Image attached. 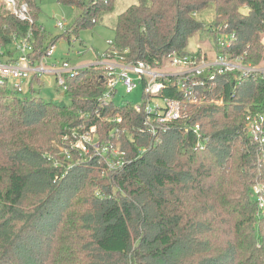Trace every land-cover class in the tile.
Listing matches in <instances>:
<instances>
[{"label":"trees","instance_id":"16d2710c","mask_svg":"<svg viewBox=\"0 0 264 264\" xmlns=\"http://www.w3.org/2000/svg\"><path fill=\"white\" fill-rule=\"evenodd\" d=\"M25 1L31 21L0 11V47L31 31L38 55L55 39L45 41L36 0ZM57 1L81 11L76 33L115 2ZM114 34L108 51L124 62L162 65L171 53L190 54L191 37L216 48L222 35L229 44L221 53L260 64L264 0H136ZM170 78L159 96L181 97ZM204 80L197 92L205 99L184 102V115L165 122L155 144L129 103L99 106L107 83L99 67L65 76L68 104L43 99L39 77L25 92L1 84L0 264H264V211L252 190L264 186V156L246 127L248 113L264 112V79L231 71ZM91 126L118 144L123 166L111 170L103 155L68 144L70 155L88 157L57 163L67 156L58 149L64 137Z\"/></svg>","mask_w":264,"mask_h":264},{"label":"built area","instance_id":"2783aa9c","mask_svg":"<svg viewBox=\"0 0 264 264\" xmlns=\"http://www.w3.org/2000/svg\"><path fill=\"white\" fill-rule=\"evenodd\" d=\"M8 12L20 20L31 21L29 6L25 0H0ZM57 26L64 27L62 22ZM42 30H44L41 27ZM32 32L29 31L25 37H14L11 44L0 47V85L7 84L10 78L16 80L12 86L23 91L22 81H27L28 85L32 78L41 77L42 74H51L55 76L56 82L63 89L65 88L64 78L66 75L73 76L79 69L85 66H96L105 71L106 88L97 98L100 107L113 101V96L117 87L121 85L127 92L136 89L142 85V96L144 100L140 104L131 105L133 109L142 114L144 125H148L152 134V144H155L161 137L160 132L165 122L177 119L184 115V102L197 103L203 101L205 96L199 97L197 89L205 85L204 78L208 80L215 79L218 75L235 71L238 78L253 76L264 79V62L260 64L244 63L241 56L229 57L219 51L220 48L228 46L229 40L218 36L216 48L211 46V54L207 51L196 54L191 52L187 55H177L171 53L168 55V61L165 64L151 65L142 60L134 62H124L112 57L108 50L104 53L96 54V59L92 64H71L69 60H64L60 64L49 62L55 49V44H48L39 49L40 54L35 55L33 44L31 42ZM111 44V42H110ZM218 47V50H217ZM174 78L173 85L181 91V97L159 96ZM160 98L163 103H154L152 98ZM217 104L222 103V99L211 100ZM150 117H155L150 120ZM120 121V118H117ZM246 127L251 140L258 144L259 152L264 156V112L248 113L246 115ZM95 126H91L83 132L73 130L72 137L75 140L69 145L70 148L77 149L80 154L93 151L96 154L103 155L109 169H118L126 162L124 153L119 149L118 144L113 145L110 141H102L99 137L96 141L91 139L90 132L95 134ZM90 130V131H89ZM197 137L196 146L204 147L207 137H203L199 131V125L196 124L193 130ZM66 147V148H69ZM69 149L65 153L70 156ZM257 199L258 206L264 211V186L256 183L252 186Z\"/></svg>","mask_w":264,"mask_h":264},{"label":"rangeland","instance_id":"374dc122","mask_svg":"<svg viewBox=\"0 0 264 264\" xmlns=\"http://www.w3.org/2000/svg\"><path fill=\"white\" fill-rule=\"evenodd\" d=\"M40 7L39 11V23L44 29L43 35L45 41L55 39V49L49 62H55L60 64L64 60H69L71 64H92L96 59V54H102L108 50L110 42L114 40V27L116 24L117 16L130 4L136 2V0H115L113 8L109 11H104L97 17L98 23L93 28L80 29L74 32V23L81 13L74 6L65 5L57 0H36ZM0 11L8 12L6 7L0 2ZM206 21L211 20V12H207L202 16ZM64 24L63 28L57 26L58 22ZM69 38H67V35ZM197 35L191 37L187 44V50L189 52H196L199 48L201 52L207 51L211 54V43L207 40L202 42ZM32 42V41H31ZM41 91L40 94L45 100L57 101L60 103H69V98L65 94L64 89L56 82L55 76L51 74H42L41 77ZM6 85H14L16 80L10 78L6 81ZM22 90L25 92L28 90L27 81H22ZM144 100L142 96V85L140 84L136 89L131 92H127L121 85L117 87V91L113 96L115 104L120 105L122 103L140 104ZM152 102L162 104L163 101L160 98H152ZM75 130V129H74ZM90 131V130H89ZM93 134L90 132L91 139L97 140L99 134L96 129ZM83 132V131H81ZM68 138V137H67ZM64 137L62 145L58 146L59 151L65 152L67 144L71 145L75 140L67 139ZM76 142V141H75ZM65 144V145H64ZM66 146V147H65ZM79 153V152H78ZM88 156L80 158L72 155H67L65 161L63 158L58 160L57 163H68V168L74 164L79 163ZM106 163V162H105ZM67 170V168H65Z\"/></svg>","mask_w":264,"mask_h":264}]
</instances>
